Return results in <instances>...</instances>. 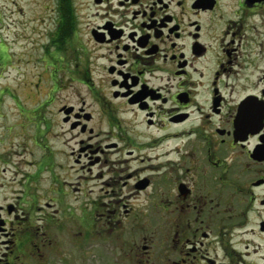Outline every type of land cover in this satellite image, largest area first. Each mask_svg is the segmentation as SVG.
Masks as SVG:
<instances>
[{
  "label": "flooded vegetation",
  "instance_id": "1",
  "mask_svg": "<svg viewBox=\"0 0 264 264\" xmlns=\"http://www.w3.org/2000/svg\"><path fill=\"white\" fill-rule=\"evenodd\" d=\"M42 2L40 106L0 125V264L66 263L61 234L78 264L104 239L105 264H264V0Z\"/></svg>",
  "mask_w": 264,
  "mask_h": 264
},
{
  "label": "rangeland",
  "instance_id": "2",
  "mask_svg": "<svg viewBox=\"0 0 264 264\" xmlns=\"http://www.w3.org/2000/svg\"><path fill=\"white\" fill-rule=\"evenodd\" d=\"M43 0H17V6L16 8L11 5L8 0H1V7L3 10H7L6 13L3 15V24H9V27L4 28L3 30V37H6L7 40L12 44V28L13 26L10 25L12 20L14 21L16 18H18L17 15H14V11L19 9L22 11V20L24 21L23 24H19L17 27L18 32L22 33V36L18 37V41L15 45L12 46L11 52L13 53V56L17 59L16 62H14L13 68L7 69V71L3 72L2 78L0 79L2 91H7L9 93L0 95V116L2 118L0 119V125L3 124L4 121L8 125L10 124V120L12 123L13 119V113H15V109L19 108L20 106H23L24 108L30 109L32 107H38L39 103L37 102V93L33 92L31 87L34 84H40L41 83V72L44 70V54L46 53L45 48V37L42 34V24L41 20L38 21H30L31 16L34 17V19L39 18V12L40 8L44 5ZM85 1V0H83ZM13 13L10 15L8 12ZM7 43V41H5ZM73 69V68H72ZM71 70V69H70ZM69 70V71H70ZM72 73L70 72H62L59 77L60 79H63L64 82V90L63 92L59 93L57 92L55 95H53L54 99L50 104V110L54 111L58 107L59 100H64L65 95H74V91H78V84L74 81H72L71 77H73ZM43 85V83L40 84V87ZM80 88V87H79ZM12 90V91H11ZM10 91L16 95L17 100H12V95L10 94ZM81 91H85V89L81 86ZM25 95V96H24ZM40 101V98H39ZM38 101V102H39ZM24 103V105H23ZM16 118V117H15ZM14 118V120H15ZM51 119L53 117L51 116ZM4 126V124H3ZM3 130V128L0 127V133ZM60 142V141H58ZM50 146L53 147V142L50 143ZM13 149H19V146L15 143L13 146ZM12 150V149H11ZM33 155H41V149L40 148H33ZM14 153V152H13ZM38 213H34V218H36ZM59 217V214H58ZM61 240L64 241L63 248L61 247L63 252L61 251L60 255H63L65 253L62 260L66 262L67 264H78L79 259L76 254L73 253L74 251V245L73 243H69L71 248L65 247L69 246L67 239L65 238V234H61ZM109 239V238H107ZM55 240V238H54ZM112 246V249H110V253L108 252L107 246ZM104 239L103 242H96L94 245V248L97 249V255L95 254L97 264H105L106 260H103L105 256H110L108 259L111 261L114 260V257L118 256V245L121 244V240L115 243L109 242ZM52 254H59L56 252V250H52ZM68 256H67V254ZM51 254V255H52ZM103 255V258L98 256ZM98 259V260H97ZM83 264L85 261L82 259ZM60 262L58 260L52 261L51 264H59ZM62 263V264H66ZM34 264H43L41 259H35ZM108 264V263H107Z\"/></svg>",
  "mask_w": 264,
  "mask_h": 264
}]
</instances>
